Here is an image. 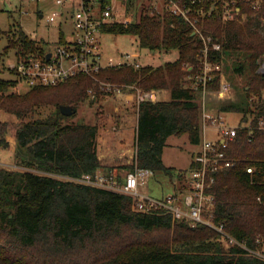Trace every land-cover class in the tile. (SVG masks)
Listing matches in <instances>:
<instances>
[{
	"label": "trees",
	"instance_id": "trees-1",
	"mask_svg": "<svg viewBox=\"0 0 264 264\" xmlns=\"http://www.w3.org/2000/svg\"><path fill=\"white\" fill-rule=\"evenodd\" d=\"M232 6L246 12V18H228ZM201 7L202 16L196 13ZM192 13L198 15L197 28L220 42V50H212L209 58L222 63L239 95L221 110L239 112L240 123L251 119L253 127L239 128L230 143L237 163L213 184L211 219L256 247V236L264 234V130L257 128L264 114V73L257 71L264 52V2L254 10L248 0H204L192 6ZM8 18L9 28L0 27V34L8 31L4 50L12 46L23 54L43 49V40L30 38L12 13ZM103 32L131 33L140 46L153 51L176 49L177 57L162 64L120 63L98 74L145 90L168 89L170 96L140 101L134 146L115 147L104 157L98 124L71 120L76 111L66 115L59 109L60 104L77 108L84 100L99 99L98 91L92 98L87 92L91 77L79 73L55 85H32L25 92L15 89L13 79L0 77V108L16 116L14 122L0 120V147L23 151L33 167L22 171L0 167V264H264V257L226 245L204 223L192 226L187 217L174 219L165 210L138 211L129 194L75 181L83 173L101 170L122 181L136 166L180 179L186 168L176 171L162 160L166 139L186 133L192 143L199 141L201 90L193 76L199 70L202 40L192 25L167 7L161 13L144 7L138 21L111 22ZM236 75L246 77L240 87L233 82ZM218 80L214 77L207 88L217 89ZM46 105L51 110L41 114ZM34 113L38 115L25 119ZM140 231H172V243L130 236Z\"/></svg>",
	"mask_w": 264,
	"mask_h": 264
},
{
	"label": "built area",
	"instance_id": "built-area-1",
	"mask_svg": "<svg viewBox=\"0 0 264 264\" xmlns=\"http://www.w3.org/2000/svg\"><path fill=\"white\" fill-rule=\"evenodd\" d=\"M125 0H0V11L12 13L19 20L29 14L30 3L35 4V15L45 18L48 23L57 22L58 27L55 36L49 33L44 35L28 34L30 38L43 37L46 42L54 44L53 47L43 48L36 51H25L23 54L13 53V60L8 63V68L24 78L29 84L55 85L67 78L85 73L93 79L88 87L89 97L122 94L128 103L135 104V110L142 100H156L155 89H142L136 84H123L113 82L100 77V70L106 66L115 65L112 60L102 59L99 37L102 34V27L111 22L119 21L123 25L132 22V17L125 15L118 19L113 9L116 2ZM204 0H164L169 10L183 16L194 31H197L202 40V48L198 53L199 67L195 74V87L201 90L200 120H199V141L198 149L192 155V166H188L184 173V185L172 193L152 195L141 193L139 187L144 185L147 177L153 172L146 168L134 167L127 171L122 181H119L112 172L98 171L95 174L83 173L75 181L91 186L103 187L129 194L132 197V206L143 212H156L165 210L172 214L174 219L187 217L192 226L204 223L218 232L226 245H237L248 253L264 257V234H258L255 238L256 247H250L245 242L231 235L223 222H214L212 205L215 201V194L211 190L217 181L219 174H224L235 167L237 158L232 156L229 147L231 141L236 137L237 130L249 127L251 119L243 123L232 124L225 117L226 111L221 110V105L229 101H236L234 87L226 77L220 61L212 60L209 54L212 50H220V42L213 39L210 34H204L197 28V16L205 15L203 8L192 13V6L196 2ZM251 8L258 10L264 0H248ZM234 2V1H233ZM52 5V9L44 15L40 4ZM234 11L227 10L228 18H246V12H239V8L232 6ZM208 14V12H207ZM197 15V16H196ZM264 20V18H262ZM23 28V26H22ZM24 30V29H23ZM37 36V37H36ZM39 36V37H38ZM137 57L136 53L125 54L127 57L124 63H134L135 60L129 56ZM192 66H188V69ZM258 72L264 73V52L259 58ZM218 74V75H217ZM218 76V88L208 89L207 83ZM264 92V88H263ZM255 98L250 96V100ZM213 103V107L208 105ZM253 128V127H252ZM257 128L264 130V114L259 117ZM112 132H117V124L111 126ZM252 167L248 166L247 171L252 173ZM261 202V196H256Z\"/></svg>",
	"mask_w": 264,
	"mask_h": 264
},
{
	"label": "rangeland",
	"instance_id": "rangeland-1",
	"mask_svg": "<svg viewBox=\"0 0 264 264\" xmlns=\"http://www.w3.org/2000/svg\"><path fill=\"white\" fill-rule=\"evenodd\" d=\"M125 2V5L121 1L116 2L113 12L118 19H122L125 15L131 16L133 22L139 20L140 13L142 12L144 7H153L159 13L163 12V9L167 7L164 0H125ZM28 8L30 9L29 14L21 19L24 31L30 35L35 31L37 35H44L45 33H49L52 36H55L58 23H48L44 17H37L33 12L35 10L34 3H30L28 5ZM39 9H41L43 14L46 15L52 9V5H44L41 3ZM9 23L10 20L8 18V13L0 11V27L4 30H7L9 28ZM262 33L264 35V32ZM37 40H43V48H50L54 46V44H51L49 41L45 43L47 39H44L43 37H39L37 38ZM99 40L100 48L102 50V59L108 60L110 58L114 64L123 63V61L127 58L125 56V54L127 53H138L140 57H136V62H138L139 64L152 65H158L164 63L165 61L174 60L178 55L176 49L169 51H153L146 47H142L139 45L137 36L127 32H103L100 35ZM6 44H8V31L0 34V77L13 79L15 82L14 85L16 86V88L15 86L13 88H15L19 92H25L30 89V86L34 84L29 85L24 78L15 73L16 71L8 68V63L13 60V53L15 55V50L17 49L10 46L7 50H4ZM134 58L135 57L132 55L129 56V59L131 60H133ZM186 66H184V68H186ZM245 80L246 77L236 75L233 79V82L237 87H240L245 83ZM13 88H11L10 90H14ZM234 92L237 97L236 99H238L239 95L236 91V88L234 89ZM166 94L168 96L170 95L169 92H167ZM157 98L158 97L156 96V99ZM121 99L123 100L124 104L121 102ZM121 103L123 107L118 106V109L115 110L114 107L116 105H121ZM51 108L52 107L50 105L42 106L40 109V113L45 114L49 112ZM122 108H125V110H121L122 112H126L128 110V114L132 115L134 114L133 111L135 110V104L128 103V100H125L122 94L107 95V97L103 95L94 102L84 100L83 102L79 103L76 108L75 114L72 115L70 119L74 121H85L90 123L94 122L98 124L100 128L98 134L99 151L104 155V157H106L115 147H132V143L131 146H127L125 143L121 144L122 141L119 142L117 138L111 137V135H113V132L111 131L112 129H110L111 126L113 124H117V126L119 127L120 125L118 121H120L119 115H121L120 109ZM36 115L38 114H28L25 116V119L27 120L30 117ZM225 117L228 122L237 124L240 121L241 114L236 111H228L227 113H225ZM0 120L14 122L16 120V116L13 113L0 108ZM197 149L198 145L192 143L186 133L181 135L173 134L168 136L166 139V145L164 146L162 153V160L165 165L173 167L176 171L185 169L189 166V163L192 160V155ZM0 167L17 171L33 168L29 166L28 158L23 151L18 150L16 152L15 148L13 149L4 147H0ZM124 172V170L119 171L120 174H124ZM174 175H176L175 171ZM183 185L184 178H175L171 180L169 176L164 172H156L147 177L145 184L139 187V191L141 193H149L158 196L162 194L172 193L181 188ZM160 232L161 233L157 234H155V232L144 234L140 231L130 236H132L133 238L137 237L142 240L145 238L152 239L155 237H160L162 239H167L168 243L169 241L170 243H172V231Z\"/></svg>",
	"mask_w": 264,
	"mask_h": 264
},
{
	"label": "crops",
	"instance_id": "crops-1",
	"mask_svg": "<svg viewBox=\"0 0 264 264\" xmlns=\"http://www.w3.org/2000/svg\"><path fill=\"white\" fill-rule=\"evenodd\" d=\"M136 54H138V53H136ZM137 57H140V55L138 54ZM133 60H136V57ZM124 61H123V63H124ZM117 64H120V63H117ZM155 90H156L155 91L156 92V96L158 97L157 99H168L169 96H170V95L168 96L166 94L167 92L170 93V91L168 89H155ZM161 97H163V98H161ZM121 102L123 103L122 99H121ZM122 103H121V105H116L114 107V109L117 110L118 106H122ZM208 105L213 107V103H211V102H208ZM123 109L125 110V108L120 109V114L121 115H119L120 116L119 117L120 121H118V122H119L120 125L118 127V131L117 132H113V135H111V137L117 138L119 140V142L122 141L121 144L125 143L127 146H131V143H132V147H133L134 142H135V136H136L137 112L135 110L134 111L132 110L133 113H134V114H132L133 115L132 116V115L128 114L129 113L128 110L126 112H122ZM240 120H241V118H240Z\"/></svg>",
	"mask_w": 264,
	"mask_h": 264
},
{
	"label": "water",
	"instance_id": "water-1",
	"mask_svg": "<svg viewBox=\"0 0 264 264\" xmlns=\"http://www.w3.org/2000/svg\"><path fill=\"white\" fill-rule=\"evenodd\" d=\"M59 109L62 113L66 115H70L76 111V107H72L71 105H65V104H60Z\"/></svg>",
	"mask_w": 264,
	"mask_h": 264
}]
</instances>
